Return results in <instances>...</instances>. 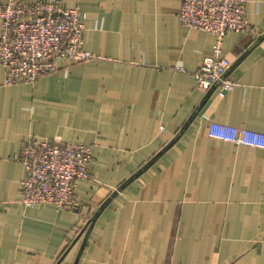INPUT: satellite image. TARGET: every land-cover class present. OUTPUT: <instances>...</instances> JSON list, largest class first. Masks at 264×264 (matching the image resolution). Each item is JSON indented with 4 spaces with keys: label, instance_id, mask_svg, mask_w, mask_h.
<instances>
[{
    "label": "crops",
    "instance_id": "obj_1",
    "mask_svg": "<svg viewBox=\"0 0 264 264\" xmlns=\"http://www.w3.org/2000/svg\"><path fill=\"white\" fill-rule=\"evenodd\" d=\"M10 1L81 7L98 58L14 86L0 61V264H264V148L209 134L211 122L264 133V0H249L251 31L225 39L238 86L206 102L192 73L215 37L180 22L181 0ZM34 138L92 147L80 207L20 202L16 158Z\"/></svg>",
    "mask_w": 264,
    "mask_h": 264
},
{
    "label": "built area",
    "instance_id": "obj_2",
    "mask_svg": "<svg viewBox=\"0 0 264 264\" xmlns=\"http://www.w3.org/2000/svg\"><path fill=\"white\" fill-rule=\"evenodd\" d=\"M249 0H181L178 14L187 28L215 37L211 56L192 73L198 86L223 99L238 82L227 77L232 68L225 55L228 33H249ZM86 13L81 7L66 8L61 1L0 3V61L5 85L36 84L56 73L61 61L73 64L98 57L84 48ZM181 69V68H180ZM164 131V128H162ZM212 138L240 146L264 148V133L216 122L209 123ZM92 149L84 144L30 139L16 161L27 171L21 183L20 202L26 207L50 204L58 209L78 208V184L90 177Z\"/></svg>",
    "mask_w": 264,
    "mask_h": 264
},
{
    "label": "water",
    "instance_id": "obj_3",
    "mask_svg": "<svg viewBox=\"0 0 264 264\" xmlns=\"http://www.w3.org/2000/svg\"><path fill=\"white\" fill-rule=\"evenodd\" d=\"M230 71V70H229ZM215 88H213L212 90H210L208 92V96L205 100V102L212 96L213 92H214ZM195 117V116H194ZM193 118L190 119V121L182 128V130L179 132V134L176 136V138L170 143L168 144V146H166L161 152H159L146 166L144 169H147L149 167H151L168 149H170V147L173 146V144L181 137L182 133L185 131V129L191 124V122L193 121ZM141 173V172H140ZM139 175V174H138ZM133 179V178H132ZM131 179V180H132ZM127 185L124 184L120 190H122L125 186ZM110 203V199L107 200L100 208V210L91 218V220L88 222V224L86 225L85 229L83 232H85V239H84V242H83V249L87 243V240L90 236V233H91V230L97 220V218L99 217L100 213L103 211V209H105ZM80 258H81V254L79 255L78 259L76 260V263L75 264H78L79 261H80Z\"/></svg>",
    "mask_w": 264,
    "mask_h": 264
},
{
    "label": "rangeland",
    "instance_id": "obj_4",
    "mask_svg": "<svg viewBox=\"0 0 264 264\" xmlns=\"http://www.w3.org/2000/svg\"><path fill=\"white\" fill-rule=\"evenodd\" d=\"M59 141V140H58ZM61 142V141H60ZM62 143V142H61ZM62 144H64V143H62ZM84 145H86V144H84ZM89 146V145H88ZM91 147V146H90ZM91 149H92V147H91ZM92 161V160H91ZM91 163V162H90ZM90 175V174H89ZM90 178V177H89ZM84 181V180H83ZM82 182V181H81ZM22 183V182H21Z\"/></svg>",
    "mask_w": 264,
    "mask_h": 264
}]
</instances>
